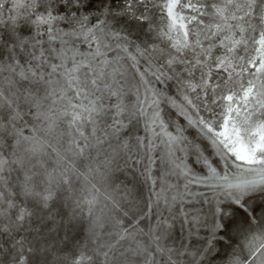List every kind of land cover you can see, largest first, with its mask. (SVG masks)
<instances>
[{
  "label": "snow or ice",
  "instance_id": "6c2138e0",
  "mask_svg": "<svg viewBox=\"0 0 264 264\" xmlns=\"http://www.w3.org/2000/svg\"><path fill=\"white\" fill-rule=\"evenodd\" d=\"M0 264H264V0H0Z\"/></svg>",
  "mask_w": 264,
  "mask_h": 264
}]
</instances>
